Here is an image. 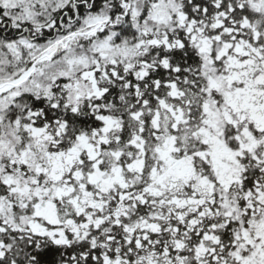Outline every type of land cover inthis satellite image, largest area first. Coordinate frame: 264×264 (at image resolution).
<instances>
[{
	"label": "snow or ice",
	"instance_id": "snow-or-ice-1",
	"mask_svg": "<svg viewBox=\"0 0 264 264\" xmlns=\"http://www.w3.org/2000/svg\"><path fill=\"white\" fill-rule=\"evenodd\" d=\"M0 264H264V0H0Z\"/></svg>",
	"mask_w": 264,
	"mask_h": 264
}]
</instances>
